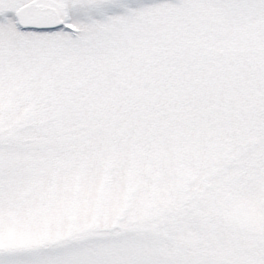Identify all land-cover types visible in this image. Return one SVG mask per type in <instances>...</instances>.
Returning <instances> with one entry per match:
<instances>
[{
  "label": "snow or ice",
  "instance_id": "6c2138e0",
  "mask_svg": "<svg viewBox=\"0 0 264 264\" xmlns=\"http://www.w3.org/2000/svg\"><path fill=\"white\" fill-rule=\"evenodd\" d=\"M0 264H264V0H0Z\"/></svg>",
  "mask_w": 264,
  "mask_h": 264
}]
</instances>
